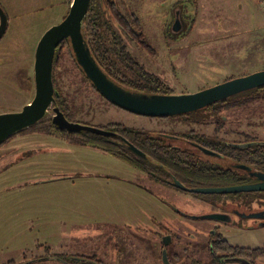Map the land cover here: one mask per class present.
<instances>
[{
	"label": "rangeland",
	"instance_id": "rangeland-1",
	"mask_svg": "<svg viewBox=\"0 0 264 264\" xmlns=\"http://www.w3.org/2000/svg\"><path fill=\"white\" fill-rule=\"evenodd\" d=\"M72 1L0 0L9 17L0 41V113L19 112L32 102L38 43L64 20ZM113 1L122 12L141 19L154 53L123 35L125 43L172 93H196L264 70V0ZM54 77L61 100L76 113L70 117L74 123L101 129L114 123L120 125L117 129L145 130L153 136L170 125L207 134L224 127L242 132L227 134L230 141L264 140V97L259 96L264 92L217 107V113L201 110L187 117L192 124L183 125L186 117L159 121L112 106L65 49ZM199 116H206L204 125H194ZM24 133L0 147V264H161L155 257L159 250L153 255L155 245L150 243L162 235L173 238L170 257L175 249H185V257L200 254V243L189 250L184 243L203 236L194 224L203 221L196 219L199 215L211 213L206 203L211 196L169 189L126 160L86 146L78 134ZM247 222L252 225L251 219ZM262 222L254 219L256 227L226 229L223 238L232 245L262 248Z\"/></svg>",
	"mask_w": 264,
	"mask_h": 264
},
{
	"label": "flooded vegetation",
	"instance_id": "flooded-vegetation-1",
	"mask_svg": "<svg viewBox=\"0 0 264 264\" xmlns=\"http://www.w3.org/2000/svg\"><path fill=\"white\" fill-rule=\"evenodd\" d=\"M96 1L98 4H100L103 0H96ZM110 1L116 3L113 0ZM107 4L110 5L109 3H107V0L105 1L104 4H102L105 5L102 6L103 10H106ZM0 7L2 8L1 5ZM111 19L113 20L112 17ZM8 22H9V17H8ZM177 25L178 23L175 25L174 29L177 28ZM174 29L173 31H175ZM89 83L92 86V88L103 99L109 102L112 106H115L98 92V90L94 87L92 82ZM117 86L135 95H139L140 98H144V99L154 98V97L158 98L160 96H179V95L189 94V93H174V92L172 93L170 91L169 86H168L169 90L167 91L168 94H154V93H146L138 90L136 91L133 90L132 88H127L125 86H122V84H117ZM245 97L247 96L240 94L238 95L237 99H242ZM224 103L227 102L226 101L219 102L216 104H212L206 108H209L210 110L208 111H211L215 109L219 104L220 106H224L225 105ZM52 108H54V104L52 105ZM200 111L201 110L187 114H182V115L170 116V117H147V116L132 114L127 111L125 112L135 116H140L142 118L153 119V120L158 119L159 121L167 120L169 118H174V117H186L184 121L180 122L183 125H186V124H192V122H189L190 118L187 117L189 116L192 117L194 113L198 114L200 113ZM205 117L206 116L203 117L199 116L198 119L196 120L193 119L194 125L196 124L204 125L205 121L203 119ZM185 129L177 130L176 126L171 127L170 125V126H166V128L162 130L161 129L159 131L156 130L157 133H155L154 136L150 131L136 130L138 134L128 133L127 134L128 137H125L124 134L116 133V132H113L115 135L113 137H110L111 140L114 141L123 142V139H126L131 144L133 143L132 145H134L137 149H139L144 154V157L137 155L133 151H131L128 148L127 144H126L127 149L122 148L123 150L122 152L125 153L126 155H129L130 157H132L133 155L135 157H138L140 164L152 163V165H154V162L157 161L159 169L140 171V172H145L146 175L151 177L153 181L155 180L158 183L164 184L167 188L174 189L179 193H188V194L192 193L201 196H211L209 199L205 198L207 200L206 201L207 205L211 206L212 209L211 213H203L199 215L198 217L201 218L195 217L196 219L203 220L202 222H197L196 224H194L195 227H198L196 228V231L203 232V236H197L198 241L192 240L190 242L184 243V245L187 246L188 250L195 248L194 246L200 243L202 245V249L200 250L199 255L193 258L190 256L185 257L182 255V252H184L185 249H183L184 251L175 249L174 251H172L170 257V251H168V246L173 243V238L170 239L169 237H167V235L160 236L159 241L156 240L154 243H150V244L155 245L156 247L157 246L156 242H158V246H159L158 250L160 251L159 257L161 264H237V263L256 264L258 260L264 259V255L256 258L253 257L252 255H245L244 252H242L243 256H238V257L228 256L222 258L223 254L220 253H218L217 255L213 254L214 253L213 246L218 242L220 243L221 241L228 242L230 245H232L227 239L223 238L226 229L228 230L231 227H236L237 229L244 228L249 225V223L247 222L248 219H251L252 225H249L251 227L257 226V224L254 223V219L260 220L262 222L261 219H264V207H263L264 199H260L258 195L264 194V192L203 194V193H193L188 190L181 189L176 185V182H180L186 189H206V188L222 189V188H232L243 185H253V184L261 183V180L259 179L258 175L264 176V169H260L255 164L247 165L242 163V157H241L242 151L240 150L244 148L238 149L234 147L235 145L238 144L240 145L242 143L250 144L253 142L252 141L242 142L240 140L236 141V139H233L232 141L228 140L227 134L230 137L232 135L239 136L242 135V132L239 131L241 133H238L236 130L235 131L231 130L230 132H226L223 131L224 127L222 128L214 127L212 134H207L201 131L197 132V130H195L194 128L191 129V127L189 126L186 127ZM231 132H235V133L232 134ZM219 134H222L221 135L222 137ZM256 141H260V140H256ZM148 145H152L155 148H158L157 153L161 154V156H159L160 157L159 159L155 160L153 158L154 154L152 151H150V149H148ZM130 165L132 164L130 163ZM172 209L175 212L180 213L178 209L176 210L174 207H172ZM207 215H217L218 219L202 218ZM261 224H262L261 227H264V221ZM183 231L186 232L192 230H183ZM194 235L196 234H194L193 232L192 236ZM199 238H201L202 240H199ZM176 241H177L176 244L179 243V240H177V238ZM165 242H168V244H165ZM232 246H236V245H232ZM155 247H153L152 250H154ZM242 248H247L250 250L257 249L251 247H242ZM250 250H247V252L249 253L246 254H251ZM164 252H166V256H167L166 261L164 260ZM219 257H221L222 259H220L218 261L219 263H217L216 259H218Z\"/></svg>",
	"mask_w": 264,
	"mask_h": 264
},
{
	"label": "water",
	"instance_id": "water-1",
	"mask_svg": "<svg viewBox=\"0 0 264 264\" xmlns=\"http://www.w3.org/2000/svg\"><path fill=\"white\" fill-rule=\"evenodd\" d=\"M91 1L73 0L69 13L64 20L51 27L42 36L35 53V96L32 102L19 112L0 113V146L12 136L41 122L49 115L50 109H52L53 123L61 131L71 134L89 132L107 138L115 135L113 132L101 128L69 121L59 107L52 108V105L56 102V91L53 82L54 60L57 49L65 40L69 41L77 64L98 92L116 107L140 116L170 117L187 114L264 87L263 70L192 94L140 98L139 95L117 86L106 76L93 58L83 35V22L89 11ZM8 23V17L0 7V40L7 32ZM123 142L135 154L144 157V154L129 141L123 139ZM250 145L252 144H238L234 147L245 148ZM258 177L261 180L259 184L222 189H186L180 182H176V185L181 189L203 194L264 192V176L258 175ZM202 218L218 219L217 215H207ZM165 244H168V242H165ZM166 258V252H164L165 261Z\"/></svg>",
	"mask_w": 264,
	"mask_h": 264
},
{
	"label": "trees",
	"instance_id": "trees-1",
	"mask_svg": "<svg viewBox=\"0 0 264 264\" xmlns=\"http://www.w3.org/2000/svg\"><path fill=\"white\" fill-rule=\"evenodd\" d=\"M107 3H109L110 5L107 4L106 10H103L101 3L98 4L96 0H92L89 11L83 22L84 38L91 51L93 58L100 66L101 70L106 74V76L110 80L116 82L117 84H122V86H125L127 88H132L133 90L136 91L138 90L146 93L168 94L167 93V91L169 90L168 85H166L160 77L147 70L146 67L143 64H141V62L128 49V46L123 38V35H125L130 40L131 43L145 46L150 53L152 54L154 53V50L152 49L151 45L146 41V36L141 28L142 26L141 19L136 14H126L122 12L121 9L117 6V4L113 3L110 0H107ZM111 17L113 18V20L111 19ZM64 49L68 52L70 59L73 61V63L80 69L82 73L83 71L77 64V61L72 52V48L69 41L65 40L57 49L54 60L53 82L56 91L55 94L56 102L54 104V107H59L60 110L66 116V118L70 121V117L75 116L76 113L72 111H68L69 110V107H67L68 104L66 103L65 100H61L60 93L56 85L57 81L56 78L54 77V70L59 60V54ZM85 78L87 77L85 76ZM232 79L235 78L227 79L224 82ZM262 92H264V88L252 90L242 95L249 97V95L251 94L262 93ZM259 96L264 97V95H259ZM237 98L238 96L226 100L227 103H224L225 104L224 106L228 105L231 101H235V99ZM217 107L220 108L222 106H220L219 104L217 105ZM217 107L215 108L216 113L218 110ZM206 110L208 111L210 109L209 108L203 109V111ZM52 119H53L52 116L47 115L41 122L20 133H24L28 131V133H46L47 135L48 133L51 135L54 134L55 132L58 133L59 136L77 135V134L68 133L66 131H61L53 123ZM40 128H43L46 131L41 132L39 130ZM117 128H120V125L114 123H109L104 127H102V129L110 132L124 134L125 137H128L127 136L128 133L138 134L136 130H132L128 128H123L120 130ZM16 135L9 138L2 145L10 141V139L14 138ZM77 136L81 137V139L85 141L84 144L86 146H91V148H94V150L99 149L108 157L109 155L118 156L126 160L127 162L131 163L132 166L139 171H149V170L159 169L157 161L154 162V165H152V163L140 164L138 157H135L134 155L133 156L131 155L132 157H130L129 155L123 153L122 148L127 149L126 143L124 144L121 141H114L111 140V138L98 136L89 132L78 133ZM250 141L253 142L250 143L252 145L240 150L242 151L241 153L242 163L247 165L255 164L260 169H264V141H256V140H250ZM148 149H150V151L153 152L154 154L153 158L155 160L160 158L159 156H161V154L157 153L158 148H155L152 145H148ZM156 243H157L156 245L158 246V242ZM157 246L152 251L153 255L157 254L158 252ZM213 249H214L213 254L216 255L218 253L223 254L222 258L228 256L231 257L243 256L242 252H244L245 255H252L253 257L256 258L264 255V247L250 250L247 248L232 246L228 242H223V241H221L220 243L219 242L216 243L213 246ZM247 250H250L251 254H246L249 253L247 252ZM158 254L160 255V251L158 252ZM159 255H155V257L158 258ZM58 256L61 255L60 254L54 255L55 258H57ZM222 258L219 257L218 259H216V262L219 263L218 261ZM158 259H160V257Z\"/></svg>",
	"mask_w": 264,
	"mask_h": 264
},
{
	"label": "crops",
	"instance_id": "crops-1",
	"mask_svg": "<svg viewBox=\"0 0 264 264\" xmlns=\"http://www.w3.org/2000/svg\"><path fill=\"white\" fill-rule=\"evenodd\" d=\"M256 1V0H255ZM259 29V28H258ZM72 146V145H71ZM50 150V149H49ZM52 177V176H51ZM71 177H75V176H71ZM53 178H55V177H53ZM55 179H58V178H55ZM75 178H73V180H74ZM47 180V179H46Z\"/></svg>",
	"mask_w": 264,
	"mask_h": 264
}]
</instances>
